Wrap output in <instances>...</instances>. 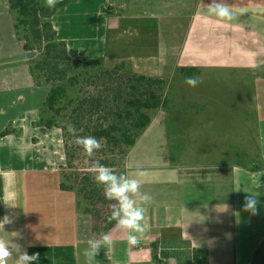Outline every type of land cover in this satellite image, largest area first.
Here are the masks:
<instances>
[{"label":"crops","instance_id":"1","mask_svg":"<svg viewBox=\"0 0 264 264\" xmlns=\"http://www.w3.org/2000/svg\"><path fill=\"white\" fill-rule=\"evenodd\" d=\"M112 1L70 0L51 18L69 56L105 63L110 24L126 27L113 39L114 51L121 54L124 41L132 40L130 47L148 57L133 53L120 62L148 77L177 72L181 91L174 111L153 112L122 170L153 198L144 205L140 242L130 247L115 225L107 232L113 245L95 264H237L240 237L244 245L264 240V0H219L235 15L224 23L208 15L210 0H132L135 8L121 5V17ZM146 3L157 16L147 17L140 7ZM148 20H157V28ZM133 22L135 35L128 38ZM35 56L16 35L9 0H0V239L13 249L8 264L24 251L40 253L35 264H81V250L100 238V224L75 192L62 188L69 161L62 129L37 125L50 88L32 76ZM182 68L198 70L192 76L215 88H189ZM239 70L255 107L259 153L246 154L261 164L257 170L233 159L239 114L233 96L216 87L235 91L239 74L228 72ZM8 129L13 132L1 135ZM249 193L259 202L254 216L242 210Z\"/></svg>","mask_w":264,"mask_h":264},{"label":"trees","instance_id":"2","mask_svg":"<svg viewBox=\"0 0 264 264\" xmlns=\"http://www.w3.org/2000/svg\"><path fill=\"white\" fill-rule=\"evenodd\" d=\"M69 3L70 0L59 1L57 8L60 11L57 12L43 7V0H9L17 37L24 43L26 51L36 52V56L31 60L32 76L36 82L50 88L37 125L62 128L68 157L72 149L67 136L68 128L60 125L59 119H68L79 133L77 136H95L108 145L124 143L130 148L150 125L153 112L167 103L165 99L162 101L157 93L150 91L149 87L166 86L167 81L136 75L129 77L126 82H119L115 77L118 76L119 70L126 67L124 63L111 71L93 75L92 69L101 67L103 60H73L67 52V43L58 39L51 22V18L62 13ZM181 71L187 76L198 73V70L187 68H182ZM98 78H109L110 83L92 93L84 92L83 83L94 84V80ZM72 88L74 91L78 88L75 98L70 96ZM120 96H125V104L123 109L116 110ZM109 112L113 113L111 117L108 116ZM132 131L137 132L131 134ZM12 132L8 129L1 135ZM248 162L250 163V160ZM253 163L256 165L251 170L261 168L260 163ZM101 164L106 166L104 162ZM87 179L88 183L78 189L77 196L83 209L96 219L97 215L92 210L94 202L91 203L96 192L92 187L91 178ZM62 188L74 192V188L66 186L64 182ZM114 226L115 222L106 226L100 224L96 226V231L100 234L107 233ZM155 259L157 260V255Z\"/></svg>","mask_w":264,"mask_h":264},{"label":"rangeland","instance_id":"3","mask_svg":"<svg viewBox=\"0 0 264 264\" xmlns=\"http://www.w3.org/2000/svg\"><path fill=\"white\" fill-rule=\"evenodd\" d=\"M112 2H113V5H115L116 7L118 6L115 11L117 17H121L125 13L122 10H119L121 5L129 6L130 9L135 8L134 5H132V0H113ZM108 7L109 6H105L104 10H108ZM140 7L141 9L144 8V10L148 13L147 17L149 19H151L152 14L157 16V14H155L156 12H152V13L151 11L148 12V9L151 8L150 3H146ZM162 10L163 8H160L159 12ZM151 22H153L154 26L157 28V20L155 21L148 20L146 25H150ZM131 28L133 32L130 33V30H129V33L131 36L128 38H133L135 35V32H134L135 23L134 22L131 24ZM124 30H127V28L122 27L121 29H118V30H112V23L110 24L108 61L103 63L101 67L92 69L93 75L95 73L99 74L100 72L111 71L115 69L116 67L120 66L119 64L121 63H124L126 67L124 69L119 70L118 76L115 77L117 81L126 82L129 77L142 74L138 70L135 71L134 68L131 67L132 64H129L127 62H120V59H124L129 54H133V53L139 54V56L143 57L144 59L148 57V54H142L139 52H135V47H130L133 45L132 40H130L129 42L124 41L125 45H124V49L121 50V54H119L118 51H114L115 48L113 44V39L116 37L117 34L124 33ZM143 31H145V33L148 34L150 33L151 29L149 28V26H144ZM154 55L157 56V54H154ZM155 61H156V57L154 58L153 62ZM239 71L228 72L231 74H239V78H237L238 86L235 89V91L233 90L229 91L228 90L230 88L229 85H225V84H218L216 87H217L218 92H221V93L223 92L225 93V95L228 94L230 96L231 95L233 96V98L235 99L236 108L238 111L237 115L239 114V128H238L239 134L238 135L235 134L234 139L237 138V140L233 141V146L235 147V151L237 152L233 154V159L235 160V158L238 157L239 163L242 162L246 165H249V167H254V165L256 164H254L252 161H250V163L248 162L249 158L246 152L248 153L250 152L252 153V155H257L259 153L258 140H257V134H256L258 130V127L256 124V113H254L255 107L253 106V101L250 98H248V94H250L248 89L250 87L244 82L243 77H240L241 75H243V73H246V72L244 70H239ZM176 73L177 72L173 74V72H171L166 77L165 80L172 81L169 84V86L167 84L166 86H162V87L158 85L149 87L150 91L157 93L161 97L162 101L165 99V102H167L164 106L157 109L158 111L163 110V111H166V113L167 111L171 113L178 106V97H180L178 95V91H181V86H178L177 82L181 81V79H179L181 77V74L179 73L176 74ZM109 83H110L109 78H98L94 80V84H87L86 82H84L82 86L84 87V92L92 93L95 90H97V88H103L104 84H109ZM209 83L210 81L207 79L200 80V83L198 84L197 87L201 90L208 89V88L213 90L215 88L214 87L215 85H212ZM77 94H78V88H76L75 91H74V88H72V91L70 92V96L72 97L73 95V97L75 98L77 97ZM124 104H125V96L117 99V104L115 106V109L116 110L123 109ZM112 114H113L112 112H109L108 116L111 117ZM169 117L170 115L168 114V118ZM59 123L60 125H63L64 127L67 126L68 124H71V122L66 118L65 120L59 119ZM136 132L137 131H132L131 134H135ZM77 134L79 133L76 132V136ZM67 136H68L69 144L72 146V149L69 152V157H68L69 161H68L67 167L65 168L66 170L64 172L63 182L65 183L66 186H72L74 188V192L77 195H79L78 189L84 183L86 184L88 183L87 177L91 178L92 187L94 188L96 192L95 198L91 202L92 204L94 202V205L92 206L93 207L92 210L94 214L97 215L96 221L106 226L108 224L106 217L110 214V211H111L110 205L113 202L107 201L105 199L102 188H98L96 186L94 182V174L90 171V165L92 161L98 160L100 163L104 162L106 166L112 168L117 174H121L123 172L122 170L124 169L125 159L128 155L129 146L124 143H119L118 145L116 144L108 145L104 141H101L103 147L100 150H97L91 157H88L85 155L82 148L75 145L74 143L75 136L70 134L69 131L67 132ZM237 153H239V156H237ZM244 154L246 155V157ZM261 235L262 234H260V237ZM260 237L258 238V240H260ZM243 240H244L243 237H240V240L237 245L238 261H236V263L237 264H264V240H262V243L259 244V246L252 245V244L244 245ZM223 263L228 264L230 263V261H223Z\"/></svg>","mask_w":264,"mask_h":264},{"label":"clouds","instance_id":"4","mask_svg":"<svg viewBox=\"0 0 264 264\" xmlns=\"http://www.w3.org/2000/svg\"><path fill=\"white\" fill-rule=\"evenodd\" d=\"M58 3L59 0H43V7L59 12ZM208 15L215 17L218 23L230 22L235 19L232 9L228 5L219 2V0H210ZM199 83V78L196 76L185 78V84L189 88H195ZM67 128L69 133L75 136V145L82 148L86 156L91 157L103 147L101 140L95 136H76L77 130L72 124H68ZM90 171L94 174L96 186L102 188L105 199L113 202L110 205V214L106 217L107 222H115L116 227L127 233V244L130 247L138 245L140 241L137 234L144 232L142 224L145 215L144 205L152 202V196L140 191V180L130 178L126 174H117L112 168L101 164L98 160L91 162ZM258 203L257 198L249 193L245 197L242 210L253 216L257 215ZM6 222H8L7 217L4 219V223ZM113 243L112 237L103 232L100 234L99 239L89 240L81 250V264H95L99 253L103 249L111 247ZM12 254V247L4 239H0V264H8V259ZM39 259L40 253L29 255L24 251L17 255L15 264H35Z\"/></svg>","mask_w":264,"mask_h":264}]
</instances>
